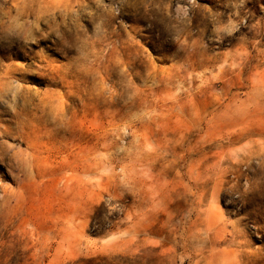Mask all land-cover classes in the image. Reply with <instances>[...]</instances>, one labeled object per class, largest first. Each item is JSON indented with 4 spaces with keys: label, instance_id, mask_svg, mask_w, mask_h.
Segmentation results:
<instances>
[{
    "label": "rangeland",
    "instance_id": "374dc122",
    "mask_svg": "<svg viewBox=\"0 0 264 264\" xmlns=\"http://www.w3.org/2000/svg\"><path fill=\"white\" fill-rule=\"evenodd\" d=\"M0 264H264V0H0Z\"/></svg>",
    "mask_w": 264,
    "mask_h": 264
}]
</instances>
